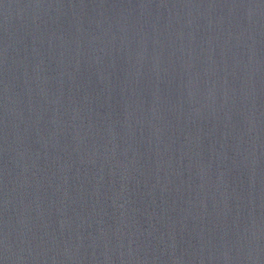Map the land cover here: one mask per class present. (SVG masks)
<instances>
[{"label":"water","instance_id":"obj_1","mask_svg":"<svg viewBox=\"0 0 264 264\" xmlns=\"http://www.w3.org/2000/svg\"><path fill=\"white\" fill-rule=\"evenodd\" d=\"M0 264H264V0H0Z\"/></svg>","mask_w":264,"mask_h":264}]
</instances>
